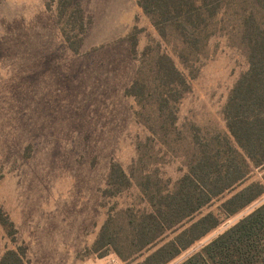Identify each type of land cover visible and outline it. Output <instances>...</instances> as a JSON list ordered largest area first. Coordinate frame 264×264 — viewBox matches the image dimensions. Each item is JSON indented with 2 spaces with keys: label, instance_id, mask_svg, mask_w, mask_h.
I'll return each instance as SVG.
<instances>
[{
  "label": "rangeland",
  "instance_id": "rangeland-1",
  "mask_svg": "<svg viewBox=\"0 0 264 264\" xmlns=\"http://www.w3.org/2000/svg\"><path fill=\"white\" fill-rule=\"evenodd\" d=\"M57 2L0 0V204L14 225L0 221V258L24 245L28 264H132L114 249L128 255L133 248L129 221L149 208L144 185L173 188L201 150L218 149V137L230 136L225 106L249 69L242 15L255 10L264 22V9L253 0L232 1L213 21L208 36L186 44L170 25L162 35L139 6L129 14L128 33L137 41L133 54L142 70L137 97L128 96L127 89L120 95L118 82L102 98L78 93L82 85L73 79L59 81L54 89L55 84L39 77L28 92L31 84L25 85L21 53L26 19L50 18ZM89 2L84 0L90 26L106 29L111 13ZM120 12L124 17L127 11ZM167 56L186 85L164 83L161 68ZM163 99L168 103L161 108ZM113 162L124 167L132 183L120 192L102 194ZM262 177L263 170L254 168L248 182ZM230 196L216 197L197 215H221ZM262 203L264 194L231 216L221 215L217 227L167 264H181ZM105 224L115 239L97 243Z\"/></svg>",
  "mask_w": 264,
  "mask_h": 264
},
{
  "label": "trees",
  "instance_id": "trees-1",
  "mask_svg": "<svg viewBox=\"0 0 264 264\" xmlns=\"http://www.w3.org/2000/svg\"><path fill=\"white\" fill-rule=\"evenodd\" d=\"M232 1L237 0H139V5L162 35L170 25L186 44H195L204 33L210 34L213 21ZM253 1L259 9H264V0ZM56 11L66 42L79 53L91 18L85 14L80 0H58ZM243 14L249 69L238 79L225 106L230 136L218 137V149L201 150L173 188L151 190L150 185H144L149 208L129 221L133 248L128 250V255L114 249L123 260H132V264H167L217 227L221 215L231 216L264 194V22L259 21L255 10ZM128 38L136 55L135 36ZM165 58L167 62L161 68L164 83L168 87L186 85L174 61ZM141 74L138 67L134 82L126 90L128 96L140 94ZM167 103L168 99H163L161 106ZM254 168H261L263 177L248 182ZM131 183L124 167L113 162L102 194L120 192ZM227 192L231 196L222 203L221 215L214 212L197 215L213 199ZM0 221L8 227L14 226L1 204ZM11 234L16 235L14 228ZM115 236L105 224L97 243H111ZM28 263L24 245L8 249L0 258V264ZM181 264H264V203Z\"/></svg>",
  "mask_w": 264,
  "mask_h": 264
},
{
  "label": "crops",
  "instance_id": "crops-1",
  "mask_svg": "<svg viewBox=\"0 0 264 264\" xmlns=\"http://www.w3.org/2000/svg\"><path fill=\"white\" fill-rule=\"evenodd\" d=\"M80 1L87 15L84 0ZM89 3L111 15L104 22L108 25L106 29L97 31L94 23L89 27L81 53H76L66 42L56 10V13H48L50 18L43 14L40 18L26 19L25 47L21 53L26 68L25 85L31 84L28 92L35 89L38 77L40 82L55 84L54 89H57L59 81L73 79L82 85L78 93L83 91L102 98L112 94L114 82L120 84V95L134 82L138 63L128 38L129 14L131 16V11L140 8L139 0H90ZM44 6L41 8L48 9L47 5L46 8ZM120 11H127L124 17Z\"/></svg>",
  "mask_w": 264,
  "mask_h": 264
},
{
  "label": "built area",
  "instance_id": "built-area-1",
  "mask_svg": "<svg viewBox=\"0 0 264 264\" xmlns=\"http://www.w3.org/2000/svg\"><path fill=\"white\" fill-rule=\"evenodd\" d=\"M111 264H122V263H119L117 260H113Z\"/></svg>",
  "mask_w": 264,
  "mask_h": 264
}]
</instances>
